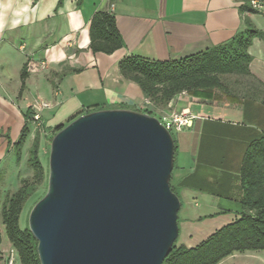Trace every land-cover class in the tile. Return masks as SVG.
Instances as JSON below:
<instances>
[{
	"label": "crops",
	"instance_id": "0c3cea01",
	"mask_svg": "<svg viewBox=\"0 0 264 264\" xmlns=\"http://www.w3.org/2000/svg\"><path fill=\"white\" fill-rule=\"evenodd\" d=\"M244 4L249 6L242 0H0V128L13 130L16 141L25 112L36 103L49 106L40 112L46 137L52 124L64 125L78 113L123 109L151 112L158 119L186 111L196 118L174 135L172 185L181 205L178 214L217 220L215 231L232 223L242 198V158L264 134V106L182 93L166 108L155 109L136 84L119 75L118 64L128 56L168 61L202 52L243 31L247 19L262 34L248 49L249 70L264 84V8L242 14ZM96 12L114 17L123 47L112 54L89 48ZM6 149L7 142L0 158ZM228 209L231 213L224 212Z\"/></svg>",
	"mask_w": 264,
	"mask_h": 264
},
{
	"label": "water",
	"instance_id": "95a60500",
	"mask_svg": "<svg viewBox=\"0 0 264 264\" xmlns=\"http://www.w3.org/2000/svg\"><path fill=\"white\" fill-rule=\"evenodd\" d=\"M174 140L157 118L81 115L50 142L47 191L28 216L40 264H162L179 235Z\"/></svg>",
	"mask_w": 264,
	"mask_h": 264
},
{
	"label": "trees",
	"instance_id": "16d2710c",
	"mask_svg": "<svg viewBox=\"0 0 264 264\" xmlns=\"http://www.w3.org/2000/svg\"><path fill=\"white\" fill-rule=\"evenodd\" d=\"M81 1L78 0V4ZM240 12L254 13L247 4L240 7ZM244 22L243 31L235 34L229 41L177 60L153 61L136 56L125 57L118 64L119 75L136 84L155 109L166 108L182 93L202 99L218 98L216 94H219L228 99L259 102L264 106V84L251 75V56L248 54L253 39L261 37L262 34L249 20L245 19ZM122 47L123 42L114 17L103 12L94 13L89 25L90 50L93 53L109 55ZM26 75L27 70L23 68L21 77ZM230 77L244 79V86L239 89L235 81L230 88ZM146 113L153 116L151 112ZM79 116L81 113L70 118L68 122ZM31 118L32 112L29 108L24 114L25 123L15 147H20L29 134ZM63 126L53 129L50 142ZM172 137L174 140L173 135ZM39 141L38 132L29 150L32 178L23 180L19 189L2 208L5 234L17 251L20 264H40L36 251L37 242L29 232L28 225L20 228L18 223L25 202L44 180V170L37 158ZM175 155L174 140V157ZM174 168L173 165L170 188L178 197L172 185ZM240 181L242 198L234 210L238 218L213 232L195 247L186 248L175 242L162 264H218L235 253L264 251V134L247 146L241 162ZM224 212L231 213V209Z\"/></svg>",
	"mask_w": 264,
	"mask_h": 264
},
{
	"label": "rangeland",
	"instance_id": "374dc122",
	"mask_svg": "<svg viewBox=\"0 0 264 264\" xmlns=\"http://www.w3.org/2000/svg\"><path fill=\"white\" fill-rule=\"evenodd\" d=\"M229 87L231 88L232 82H237L239 89L244 86L245 80L238 77H230L228 79ZM216 97L209 99L211 101H222L228 100V98L216 94ZM231 116L227 114L225 118H230ZM58 119V118H57ZM64 122L63 128L68 125L70 122ZM56 123L52 124V127L55 128L58 125ZM29 134L27 135L24 143L20 147H15L16 141L13 140V130L8 131L6 128H0V149L2 144L7 142V149L4 156L0 158V264H3V261L6 260L5 264H20L19 256L17 251L11 246L10 241L8 240L5 229L2 224V208L4 204L9 200V198L19 189L20 184L23 180H29L32 178V168L29 165V150L31 148L32 142L35 134L39 132L40 141L39 149L37 151V158L43 167L44 170V180L41 185L38 186L37 191L25 202L23 209L19 216V226L24 228L28 225V216L38 201L42 198L47 191V178H48V156L51 137L54 132L49 133V137L45 136L44 132H41V129L34 128L31 125L28 127ZM35 131H32L34 130ZM180 221L179 225V235L177 238V245H183L186 248H192L200 244L202 241L207 239L215 227H217V220L215 221H206V220H193L191 214L188 215L185 212L178 214ZM216 225V226H215ZM218 264H264V251L259 252H245V253H235L231 255Z\"/></svg>",
	"mask_w": 264,
	"mask_h": 264
},
{
	"label": "built area",
	"instance_id": "2783aa9c",
	"mask_svg": "<svg viewBox=\"0 0 264 264\" xmlns=\"http://www.w3.org/2000/svg\"><path fill=\"white\" fill-rule=\"evenodd\" d=\"M249 4L252 10H261L264 8V0H242ZM44 66V64H43ZM146 105H149V102H145ZM49 106L46 103H36L30 109L32 112V118L30 125L34 128L41 127L40 125V112L44 109H47ZM196 117L189 114L186 111L182 112H175L171 111L167 113L165 116L158 118L160 123L165 127V129L171 134L176 135L177 133L181 132L183 128L189 127L191 122Z\"/></svg>",
	"mask_w": 264,
	"mask_h": 264
}]
</instances>
